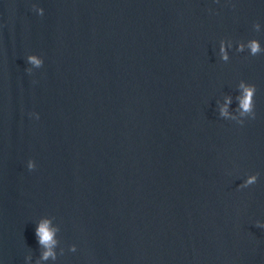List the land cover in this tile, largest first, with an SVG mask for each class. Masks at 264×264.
<instances>
[{
  "label": "water",
  "instance_id": "water-1",
  "mask_svg": "<svg viewBox=\"0 0 264 264\" xmlns=\"http://www.w3.org/2000/svg\"><path fill=\"white\" fill-rule=\"evenodd\" d=\"M0 264H264V0H0Z\"/></svg>",
  "mask_w": 264,
  "mask_h": 264
},
{
  "label": "clouds",
  "instance_id": "clouds-1",
  "mask_svg": "<svg viewBox=\"0 0 264 264\" xmlns=\"http://www.w3.org/2000/svg\"><path fill=\"white\" fill-rule=\"evenodd\" d=\"M258 50V45H256L255 43L253 44V52H256ZM30 61L34 64H39L40 61L37 60L35 57H30L29 58ZM248 96H251V92H248ZM243 107L245 108V110H247L249 108V103L248 100L246 99L243 102ZM37 234L40 237V243L41 244H46L49 246V248H51V245L55 243L54 239H53V231H50L47 227V223L42 224L38 230H37ZM53 255L51 251L46 252L44 258L47 259L48 256Z\"/></svg>",
  "mask_w": 264,
  "mask_h": 264
}]
</instances>
